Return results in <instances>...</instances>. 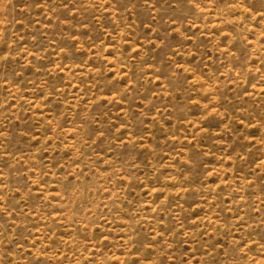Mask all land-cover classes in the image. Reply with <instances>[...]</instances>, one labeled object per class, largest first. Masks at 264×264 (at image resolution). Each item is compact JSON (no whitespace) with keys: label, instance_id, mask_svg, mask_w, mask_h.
<instances>
[{"label":"rangeland","instance_id":"obj_1","mask_svg":"<svg viewBox=\"0 0 264 264\" xmlns=\"http://www.w3.org/2000/svg\"><path fill=\"white\" fill-rule=\"evenodd\" d=\"M0 264H264V0H0Z\"/></svg>","mask_w":264,"mask_h":264}]
</instances>
